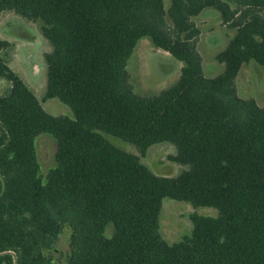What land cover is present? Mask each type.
<instances>
[{
    "label": "trees",
    "instance_id": "16d2710c",
    "mask_svg": "<svg viewBox=\"0 0 264 264\" xmlns=\"http://www.w3.org/2000/svg\"><path fill=\"white\" fill-rule=\"evenodd\" d=\"M217 11L234 30L216 54L224 70L208 76L194 18ZM42 23L51 49L44 99L10 65L0 37V264H264V105L238 93L242 67L264 68V0H0ZM149 37L183 62L178 79L155 95L137 93L127 69ZM57 140L56 165L40 173L36 137ZM132 144L126 149L111 138ZM171 142L169 176L142 158ZM165 197L212 206L191 215V234L161 233Z\"/></svg>",
    "mask_w": 264,
    "mask_h": 264
},
{
    "label": "rangeland",
    "instance_id": "374dc122",
    "mask_svg": "<svg viewBox=\"0 0 264 264\" xmlns=\"http://www.w3.org/2000/svg\"><path fill=\"white\" fill-rule=\"evenodd\" d=\"M166 3L168 5L169 0H166ZM194 20L201 29L197 48L202 56L204 72L208 76H215L224 70V64L217 60L216 54L227 45L234 30L222 22L220 14L214 9H206ZM0 37L12 42V47L8 50L10 65L43 100L44 108L53 114L74 116L71 107L58 97L44 99L47 86V62L44 54L51 46L43 34L41 21L7 11L0 17ZM182 65V61L168 51L158 48L149 37L144 36L130 56L127 69L137 93L155 95L178 79ZM236 85L240 96L254 97L260 105H264V68L258 62L251 60L242 67ZM9 87L10 82L0 76V93ZM111 138L118 145L135 150L131 143L117 136ZM35 144L40 173L45 178L48 170L56 165L57 140L51 133H41L36 137ZM176 152V146L171 142L156 143L142 159L157 173L174 176L189 167L169 158V155ZM194 212L213 216L219 213L218 209L212 206L195 207L190 202L165 197L160 214L162 235L174 242L191 234V215ZM63 241L57 248V264H67Z\"/></svg>",
    "mask_w": 264,
    "mask_h": 264
}]
</instances>
